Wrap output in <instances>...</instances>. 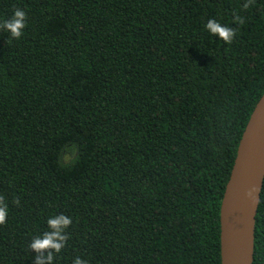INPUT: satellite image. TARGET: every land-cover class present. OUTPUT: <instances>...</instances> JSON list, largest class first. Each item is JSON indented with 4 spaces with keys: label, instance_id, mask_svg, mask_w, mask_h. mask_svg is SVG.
<instances>
[{
    "label": "trees",
    "instance_id": "obj_1",
    "mask_svg": "<svg viewBox=\"0 0 264 264\" xmlns=\"http://www.w3.org/2000/svg\"><path fill=\"white\" fill-rule=\"evenodd\" d=\"M245 3L0 0V23L27 15L19 39L0 29V264H35L58 214L72 223L53 264H219L220 198L264 89V0Z\"/></svg>",
    "mask_w": 264,
    "mask_h": 264
},
{
    "label": "water",
    "instance_id": "obj_2",
    "mask_svg": "<svg viewBox=\"0 0 264 264\" xmlns=\"http://www.w3.org/2000/svg\"><path fill=\"white\" fill-rule=\"evenodd\" d=\"M263 146L264 89L240 133L220 198L219 264H252L254 214L264 173Z\"/></svg>",
    "mask_w": 264,
    "mask_h": 264
},
{
    "label": "clouds",
    "instance_id": "obj_3",
    "mask_svg": "<svg viewBox=\"0 0 264 264\" xmlns=\"http://www.w3.org/2000/svg\"><path fill=\"white\" fill-rule=\"evenodd\" d=\"M254 2L255 0H246L243 5L244 9L249 8ZM26 18V12L16 8L11 18L0 23V29L9 32L11 37L19 39L22 36ZM233 22L240 25L243 23V18L236 15ZM205 28L211 35L218 37L225 43L230 44L235 36V29L221 25L215 19H210ZM70 151L74 152L75 148ZM64 159L68 161L71 157L65 156ZM248 195H251V193H248ZM15 203L19 204V201L17 200ZM6 217L7 205L4 203V198L0 196V225L6 223ZM71 223V218L64 214L55 215L47 220L49 231L33 237L28 245V248L36 253L35 264H53L54 253H60L69 238L65 230ZM73 264H87V261L76 257Z\"/></svg>",
    "mask_w": 264,
    "mask_h": 264
},
{
    "label": "bare ground",
    "instance_id": "obj_4",
    "mask_svg": "<svg viewBox=\"0 0 264 264\" xmlns=\"http://www.w3.org/2000/svg\"><path fill=\"white\" fill-rule=\"evenodd\" d=\"M262 150H264V146H263Z\"/></svg>",
    "mask_w": 264,
    "mask_h": 264
}]
</instances>
